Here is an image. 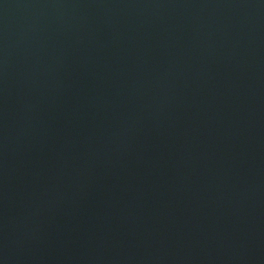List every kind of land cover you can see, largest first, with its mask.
<instances>
[{"label":"water","instance_id":"obj_1","mask_svg":"<svg viewBox=\"0 0 264 264\" xmlns=\"http://www.w3.org/2000/svg\"><path fill=\"white\" fill-rule=\"evenodd\" d=\"M0 264H264V0H0Z\"/></svg>","mask_w":264,"mask_h":264}]
</instances>
